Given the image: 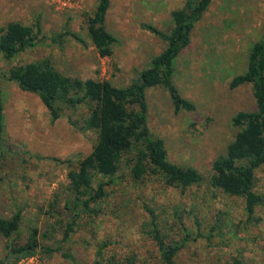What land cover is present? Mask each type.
I'll use <instances>...</instances> for the list:
<instances>
[{"label":"rangeland","instance_id":"obj_1","mask_svg":"<svg viewBox=\"0 0 264 264\" xmlns=\"http://www.w3.org/2000/svg\"><path fill=\"white\" fill-rule=\"evenodd\" d=\"M98 0H0V27L19 20L42 27L44 41L11 60L0 54V88L4 102V146H0V215L22 212L17 242L37 227L46 245L62 239L70 219L65 207L68 171L91 153L96 133L81 130L89 104L65 109L55 122L38 94L6 79L18 64L50 58L61 72L81 79L111 80L126 86L149 67L167 42L142 26L153 24L169 32L171 12L185 0H111L106 26L117 38L112 56L100 57L88 36L87 18ZM66 31L76 32L83 41ZM264 34V0H214L197 22L191 43L176 60L174 80L181 94L193 101V111H175L168 90L149 87L148 125L165 139L169 159L198 169L204 179L186 190L169 186L160 176L135 181L122 163L97 213L77 219L64 250L38 253L13 264H93L104 244V264H125L136 256L140 264H159L160 250L151 236L152 213L165 239L188 242L177 264H231L242 253L247 264H264V204L252 218L241 197L211 185L214 159L225 152L238 128L232 118L256 108L251 84L230 88L231 79L247 68L250 47ZM58 37L56 40H53ZM60 159V160H59ZM71 160L72 163L62 162ZM257 174L264 195V165ZM49 233L50 237L42 236ZM7 239L0 233V258ZM240 255V256H241Z\"/></svg>","mask_w":264,"mask_h":264},{"label":"trees","instance_id":"obj_2","mask_svg":"<svg viewBox=\"0 0 264 264\" xmlns=\"http://www.w3.org/2000/svg\"><path fill=\"white\" fill-rule=\"evenodd\" d=\"M213 1L185 0L183 7L171 12L173 27L169 32L153 24L142 23L145 29L165 40L167 45L152 58L149 67L126 86L114 85L108 79L72 77L58 70L50 58L18 64L9 69L6 79L16 82L24 91L38 94L49 109L52 122L57 121L67 107L89 104L91 111L78 127L94 131L96 141L91 153L68 171L65 207L70 219L62 239L55 246L46 245L39 228L33 227L24 242H17L15 235L21 228V209L10 217L0 215V233L7 239L6 254L0 258V264H13L38 253H60L72 259L73 255L64 250V244L70 240L78 218L97 213L95 205L106 197L107 186L111 183L99 180V176L112 177L118 173L122 163L128 166L135 181L147 176H160L167 185L183 191L203 181L204 175L198 169L172 162L165 139L151 133L146 90L154 86L165 87L176 112L196 109L195 103L184 97L176 86V60L191 43L197 22ZM110 4L111 0H98L94 13L87 18L88 36L100 57L112 56L114 45L118 42L106 26ZM42 32L39 22L37 25H27L19 20L8 22L0 27V54L7 60L15 58L43 42L45 37ZM64 34L83 41L76 32L66 31ZM244 84L252 85L256 108L241 110L232 118L238 131L225 152L214 159L210 182L225 193L241 197L248 217L252 218L257 207L264 204V195L256 189V172L264 165V34L252 43L246 70L235 75L229 86L234 89ZM4 130V102L0 88V146H4ZM62 162L72 163L71 160ZM151 226L150 234L160 250L159 264H177L178 253L188 242L189 234L180 241L168 242L154 213ZM42 236L46 238L50 234L42 233ZM104 247V244L98 247L93 264H104ZM241 254L236 255L231 264H247ZM125 264L140 263L134 255L128 257Z\"/></svg>","mask_w":264,"mask_h":264},{"label":"crops","instance_id":"obj_3","mask_svg":"<svg viewBox=\"0 0 264 264\" xmlns=\"http://www.w3.org/2000/svg\"><path fill=\"white\" fill-rule=\"evenodd\" d=\"M109 11V10H108ZM108 14V13H107Z\"/></svg>","mask_w":264,"mask_h":264}]
</instances>
